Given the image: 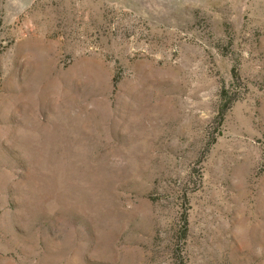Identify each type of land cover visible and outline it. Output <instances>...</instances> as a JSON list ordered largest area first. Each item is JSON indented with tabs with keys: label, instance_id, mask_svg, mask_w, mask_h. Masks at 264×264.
I'll return each instance as SVG.
<instances>
[{
	"label": "rangeland",
	"instance_id": "rangeland-1",
	"mask_svg": "<svg viewBox=\"0 0 264 264\" xmlns=\"http://www.w3.org/2000/svg\"><path fill=\"white\" fill-rule=\"evenodd\" d=\"M0 264H264V0H0Z\"/></svg>",
	"mask_w": 264,
	"mask_h": 264
}]
</instances>
